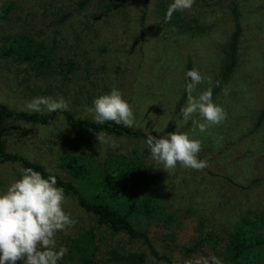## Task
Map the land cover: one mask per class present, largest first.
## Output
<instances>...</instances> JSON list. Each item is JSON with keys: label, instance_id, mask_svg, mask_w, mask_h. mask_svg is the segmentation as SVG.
Returning <instances> with one entry per match:
<instances>
[{"label": "rangeland", "instance_id": "374dc122", "mask_svg": "<svg viewBox=\"0 0 264 264\" xmlns=\"http://www.w3.org/2000/svg\"><path fill=\"white\" fill-rule=\"evenodd\" d=\"M82 1L42 0L31 6L14 0L13 11L4 19L0 15V39L25 30L54 41L56 59L70 56L88 69H78L69 79L59 74L36 79L29 64L0 56V103L26 111L25 105L33 98H63L70 112L93 120L87 109L94 99L116 88L132 108L133 127L161 136L176 131L199 140L202 148L198 158L208 166L193 170L178 163L168 173L152 160L146 139L103 133L118 147L110 143L101 146L96 132L72 128L62 115L47 125L8 121L3 132L7 151L38 162L63 178L67 174L59 167L58 157L64 148L90 152L97 159L110 151H139L164 183L166 207L176 217L169 225L160 222L149 226L159 253L182 264H195L201 258H209L211 264L212 256L228 264L221 256V242L191 254L183 252L181 246L190 244L200 232L202 236L212 232L224 237L242 216L264 211V0H236L242 25L238 63L212 96L227 115L203 133L193 131L191 121L185 124L181 116L190 82L186 73L195 69L204 77L194 96L213 88L221 77L233 30L231 0H195L190 11H177L179 19L172 16L170 22H165V15L173 0H86L81 5ZM21 168L18 162H0V192L21 177ZM63 208L77 223L67 234L57 232L56 247L63 238L89 226L95 227L101 247L117 244L74 198L65 195ZM169 232L175 233L174 242L168 239ZM123 245L139 248L128 241ZM143 250L148 254L146 264H167Z\"/></svg>", "mask_w": 264, "mask_h": 264}, {"label": "trees", "instance_id": "16d2710c", "mask_svg": "<svg viewBox=\"0 0 264 264\" xmlns=\"http://www.w3.org/2000/svg\"><path fill=\"white\" fill-rule=\"evenodd\" d=\"M4 1L0 0V15L3 19L14 9V0ZM22 1L31 6L34 2H42V0ZM109 1L113 3L116 0ZM85 2L86 0H83L81 5ZM230 10L233 30L228 38L227 58L223 63L221 77L212 88L213 95L231 77L238 63L242 25L236 0H231ZM65 16L68 17L69 14ZM173 16L175 20L179 19L178 12L173 13ZM0 56L17 63L29 64L36 79H51L57 74L69 79V75L78 69L88 72L86 64H81L73 57L56 59L57 45L54 41L35 37L25 30L11 32L1 37ZM188 66L190 68L191 64L189 63ZM58 115H62L65 123L72 128H85L96 133L143 139H147L148 135L161 136L137 127L127 128L114 122L97 125L92 119L78 117L69 110L31 113L14 110L0 103V162H18L22 168H32L45 178L50 175L55 176L57 187L62 188L66 196L74 198L79 208L92 216L99 227L102 226L116 239V245L101 247L95 227L89 226L72 237L61 240L56 247L57 250L66 247L68 251L58 264H146L148 254L143 250L144 248L155 259L163 260L167 264H182L165 254H160L150 236L151 224L162 222L163 225H169L176 221V217L166 207L167 191L164 183L139 151L132 150L129 153L110 151L97 159L96 155L90 152L82 153L64 148L59 154L58 165L67 174V178L47 170L38 162L7 151L3 132L8 121L23 120L47 125ZM262 115L263 113L259 117ZM263 228L264 211L246 214L224 237L212 232L202 236L200 232L198 237L190 244L182 245L181 249L191 254L202 251L204 246L210 245L209 247L214 248L221 242L223 247L221 256L228 264H261L264 261ZM175 237V233H168L170 241ZM127 241L137 243L140 249L124 248L123 244ZM139 244L144 247H140ZM175 247H178L176 243ZM17 264L23 263L17 262Z\"/></svg>", "mask_w": 264, "mask_h": 264}, {"label": "clouds", "instance_id": "9594fccd", "mask_svg": "<svg viewBox=\"0 0 264 264\" xmlns=\"http://www.w3.org/2000/svg\"><path fill=\"white\" fill-rule=\"evenodd\" d=\"M195 0H173L169 5L165 22H170L173 13L190 11ZM186 77L187 100L181 108L185 124L191 121L193 131L206 132L226 119L224 109L212 100V88L194 96L198 85L204 77L195 69L189 70ZM210 83V81H209ZM225 94L227 90L225 89ZM69 105L63 98L36 97L27 102L25 110L31 113L47 111H66ZM87 111L93 115L97 125L114 122L117 125L131 128L135 124L134 113L122 93L113 88L110 93L94 99L93 106ZM100 145L110 143L118 147L116 141L98 132ZM145 147L152 160L162 165L170 173L177 164L185 169L203 170L207 161L198 159L202 145L199 140L191 139L187 134L176 131L166 136L148 135ZM21 177L14 180L0 192V264H58L68 249L56 248V234L73 227L77 221L63 208L64 191L57 187L56 177L45 178L32 168H21ZM211 264H221L217 257L210 258ZM195 264H210L209 258L198 259Z\"/></svg>", "mask_w": 264, "mask_h": 264}]
</instances>
